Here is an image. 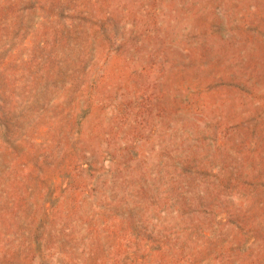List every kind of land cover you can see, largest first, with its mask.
Instances as JSON below:
<instances>
[{"label":"rangeland","instance_id":"374dc122","mask_svg":"<svg viewBox=\"0 0 264 264\" xmlns=\"http://www.w3.org/2000/svg\"><path fill=\"white\" fill-rule=\"evenodd\" d=\"M0 264H264V0H0Z\"/></svg>","mask_w":264,"mask_h":264}]
</instances>
